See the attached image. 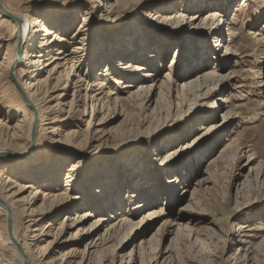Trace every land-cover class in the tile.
I'll list each match as a JSON object with an SVG mask.
<instances>
[{
    "label": "rangeland",
    "instance_id": "rangeland-1",
    "mask_svg": "<svg viewBox=\"0 0 264 264\" xmlns=\"http://www.w3.org/2000/svg\"><path fill=\"white\" fill-rule=\"evenodd\" d=\"M30 1L23 6L27 12L37 11L45 24L76 38L69 50L82 48L76 60L81 76L88 83L101 81L104 94L111 91V98L121 100L116 108L95 106V112L86 100L85 108L66 107L65 121H49L39 141L47 148L40 167L31 166L35 143L25 140L26 126L24 140L2 151L17 155L2 162L21 163L31 171L21 179L8 167L0 168L3 180L16 176L17 187L34 184L21 196L31 202L25 214L41 203L43 192L64 191L65 184L69 199L74 198L49 208L35 227H49L42 239L21 229L31 244L32 262L63 264L72 249L79 251V261L88 238L75 235L74 223L88 212L92 217L83 226L97 217L108 219L97 234L119 220L128 222L108 246L91 255L90 264H264V77L254 79L258 70L264 74V0H117L113 10L94 8L97 0ZM211 12L217 17L209 18ZM226 14L233 23L225 21ZM216 18L223 41L210 32ZM70 19L71 26L59 23ZM228 33L234 34L231 42ZM115 37L117 44L111 41ZM132 50H137L133 56ZM126 51L129 57H121ZM122 64L145 69L129 68L126 74L119 70ZM151 68L157 85L165 83L162 91L170 105L158 104L157 89L144 90L150 82L143 75ZM106 70L109 75L101 76ZM189 73L214 78L183 97L181 86ZM240 94L246 98L239 99ZM0 99L21 112L4 80ZM30 152L27 160L20 158ZM16 210L21 218L22 208ZM152 211L158 215L150 217ZM6 242L0 219L1 246Z\"/></svg>",
    "mask_w": 264,
    "mask_h": 264
},
{
    "label": "bare ground",
    "instance_id": "bare-ground-1",
    "mask_svg": "<svg viewBox=\"0 0 264 264\" xmlns=\"http://www.w3.org/2000/svg\"><path fill=\"white\" fill-rule=\"evenodd\" d=\"M29 2L31 1L0 0V52L3 51L2 58L0 56V81H6L21 107V112L19 111V108V110L16 109L15 111L13 107H11L7 102L1 101L0 99V133L4 134L3 136H5V138L7 139L4 140V138L0 143V168L3 166L8 167L9 170L12 171L11 173L14 172L21 179H23L22 176L24 174H31L30 169L21 167V165H24L21 163H19L20 165L13 164L9 166L8 164L2 162L5 158L12 159L14 156H17L14 154H6V152L4 154L2 153V151L6 149L7 146H9L7 144L18 145L22 140H24L25 137L23 129L25 126L28 128L29 133L25 140H28L29 142L34 141L35 143V148L33 149L32 153H34L36 156L30 159L32 163L31 166L37 167L41 162V152H45V150L47 149L45 146L39 145V141L42 137L46 136V133L48 132V122L65 121L67 118H65V120L61 118H64L63 114L65 113L66 107H69V110L70 108L76 110L81 106H84L85 108L86 100H89L91 102V109L93 108V112H95V106L99 107V105H101V107H103L107 103L109 105L115 106L120 104L121 102L118 96L111 98V96L115 95L111 91L105 93L107 95L104 94L103 88L105 87V84L101 83V81L93 80L91 83H88L87 79L81 76V63L78 64L76 60L78 59V56L80 54L79 51H81L82 48L79 47V44L75 45L71 50H69V45H73L76 38L74 37L71 39L69 38V35H63V33H61L63 31L60 32L59 30L55 29V27H51L45 24L43 20H41L37 16V11L27 12L23 8V6H25ZM95 2L96 5L93 7L98 10H113L118 6L117 0H97ZM208 14L209 18L217 17V13L215 12H211ZM224 18L226 19L225 21L229 24L234 22V18H228L227 14L226 16H224ZM216 20L217 18L215 19L216 25L213 29H211L210 32L218 35L220 41H223V35L221 34L219 28L220 23L222 22L220 20L219 23H217ZM72 22L73 19H70L66 22L59 21V23L66 24V26H71ZM233 36V33H228L226 35V38L230 39L231 42ZM111 39L113 38H110L109 40ZM115 40H117L116 37L111 41L115 42L114 44H117V41ZM262 40H264V37L262 38ZM122 42H124L126 45L132 46V42L129 41V39H124ZM227 48L228 46L225 47L226 51H228ZM136 53L137 50H132L131 52L132 56ZM129 54V51H126L121 55V57L126 55L128 56ZM260 58L264 61L263 52L261 53ZM194 62L195 61H191L188 66H191ZM94 63L97 64L96 62H93V64ZM129 68H132L133 71L137 70V72H141L145 69L144 67L138 66L132 67L130 64H125L120 67V69L118 67L119 70H125V72H127L126 74L130 73ZM106 72V75L101 74V76L105 77L109 75L108 70H106ZM149 72L151 73L143 75V77L146 78L145 82H150V85L145 87L144 90H146L148 94L151 91L155 93V90L157 89L158 104L160 106L166 104L168 97L167 94L162 91L164 89L163 87H166L165 83L160 82L159 85H157V72H155L153 68H151ZM190 74L191 73L187 74V76H190ZM94 76L97 77L96 75ZM260 77L263 78L264 74L263 72L261 73V71L258 70L257 75L254 79L257 80L260 79ZM213 78V74L197 75L193 73L192 76L188 77V80L182 84L181 95L184 97L186 93L191 92L194 88H201L206 84L208 80H211ZM86 83L87 87L85 88L84 86L86 85ZM119 83L120 81H118V84ZM260 84V82H257L258 86ZM131 87L132 85H126L125 89L128 90L131 89ZM83 91L85 92L84 95H82ZM69 93H71V95ZM69 95L71 96V99L69 101V104H67L65 102ZM132 95L134 94L131 92L129 96L132 97ZM240 95L241 96L239 99L246 98L243 94ZM14 107H17V105L15 104ZM17 112L21 114V117L16 121ZM167 112L164 118L165 121H167L169 118V114ZM5 114L6 119H2L1 115ZM165 127L166 126L162 127L161 131L165 132ZM30 154L31 152L29 154H22L20 155V158L27 160V156H29ZM15 177L16 176H8L3 180L0 172V219H3L5 224L7 241V244L4 247H2L0 243V262H3V264H24L25 262H27V264H34V262H32L31 258L29 257L31 252V244L27 243V241L22 238V235L20 234L21 229L23 228L25 232L31 234L32 238L36 241L42 239L43 237L47 236V232H45V230L49 227L46 225L44 226V228H42V230H37L35 229V227L40 225L41 219H43V217L49 215L50 212H47L49 211V208H51L54 203L56 204L57 202H59L60 204L56 205L60 206L62 203H66L68 200H74V198L69 199L70 197H68L67 194L68 188L65 184L64 191L52 190L43 192L41 203L38 206L34 207L32 209V212L25 214L26 208H28L31 202L28 203L21 196L25 188L33 189L34 184L30 186L28 185L25 188L17 187L15 185ZM37 194L38 191L33 194V198H35ZM36 201L37 198H35L33 203H35ZM16 206L22 208L21 218H19L20 216L17 213ZM155 215H158L155 211L149 213L150 217H154ZM90 217H92V214L84 212L83 215L77 217V220L74 223V226L77 227L75 235L80 239L88 238L84 245L83 251H80V253H82V257L75 263V257L79 251H77L76 249H72L70 250L71 254L65 257V259L63 258L65 260L63 264H90L89 262L92 259L91 255H93L97 250H102V248L108 246L112 242L114 234L122 229V227L125 226L126 223H128L127 220H119L117 224L111 225L108 228H104L102 233L97 234V231L100 230L101 227H105V223L108 221V219L97 217L95 218V221L89 226H83V224ZM37 231L40 232L36 233ZM95 233L96 236L92 237V235ZM59 243L62 244L64 242L59 241ZM51 246L52 242H50V244L45 247L44 253L42 254L41 258L45 256L46 251H48ZM18 248L21 250L22 255L19 252ZM115 251H113V253ZM101 256H103V254ZM100 259H102V257H100ZM42 260H45V258H43ZM40 264L43 263L40 262Z\"/></svg>",
    "mask_w": 264,
    "mask_h": 264
},
{
    "label": "water",
    "instance_id": "water-1",
    "mask_svg": "<svg viewBox=\"0 0 264 264\" xmlns=\"http://www.w3.org/2000/svg\"><path fill=\"white\" fill-rule=\"evenodd\" d=\"M18 250H19V252L21 253V255H22V252H21V250L18 248ZM24 264H27V262H25Z\"/></svg>",
    "mask_w": 264,
    "mask_h": 264
}]
</instances>
